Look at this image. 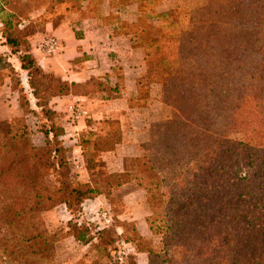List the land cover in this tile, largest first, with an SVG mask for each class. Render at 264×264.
Segmentation results:
<instances>
[{"label": "trees", "instance_id": "1", "mask_svg": "<svg viewBox=\"0 0 264 264\" xmlns=\"http://www.w3.org/2000/svg\"><path fill=\"white\" fill-rule=\"evenodd\" d=\"M154 1L138 0L139 8ZM168 9L157 16L185 26L166 37L161 59L178 71L158 73L153 86L138 89L140 97L166 105V118L152 125L139 154L123 156L121 170L103 169L121 141L115 126L90 133L93 151L103 158H87L89 177L81 183L64 171L67 148L61 143L34 145L23 117L0 127V264H58V235L43 213L61 203L73 212L65 234L82 243L97 240L98 258L74 264H123L114 229L99 228L82 212V202L98 196L148 264H264V0H211L181 16ZM3 23L4 43L17 54L30 91L26 95L12 66L10 89L19 93L25 113L34 103L50 118L56 141L58 112L49 100L117 88L96 76L77 82L44 70L26 32ZM129 181L150 209L144 220L155 242L135 221L117 216L113 191Z\"/></svg>", "mask_w": 264, "mask_h": 264}, {"label": "rangeland", "instance_id": "2", "mask_svg": "<svg viewBox=\"0 0 264 264\" xmlns=\"http://www.w3.org/2000/svg\"><path fill=\"white\" fill-rule=\"evenodd\" d=\"M209 1L211 0H174L172 4H169V6H171L169 9L175 8L176 12H173V15L180 14L179 16H181L184 13H188L189 10H193ZM79 4L78 0H0V55L3 58L0 63L1 72L3 74V84L0 86V127L7 129L13 125L14 118L23 117L29 128L30 137L34 145L37 147L45 146L50 149L55 147L57 142L61 143L62 146L67 148L64 171L67 172L72 183H81L88 180L89 173L86 164L87 158L90 155L96 159L103 158L100 157L99 151H93L91 147L93 137L90 134L92 132L98 134L103 133L102 124H100V127H102L100 131L91 130L89 128L85 129L82 123L76 127L80 119L84 121L91 119L88 117V106L80 101H72L66 105L64 110H57L53 108L52 104L53 98L57 97L55 96L51 101L49 100V107L51 106V108L58 112L57 117L54 119L55 125L60 129V134L56 141V139L53 138L52 131H50V126L52 124L50 118H47L39 107H36L34 103H32L30 108L34 111H27V113H25V110L20 106L18 100L19 93L10 89L12 81L9 67L12 66L20 76L21 84L26 95H28L30 91L27 83V74L25 70L21 69L17 54L12 53L8 45L4 43L2 31L5 30L3 22L7 20L11 23L10 28L24 30L31 45L33 43V45L39 47L43 38L52 34L49 28L50 21L55 22L60 20L66 12L78 7ZM142 9L149 12L153 11L152 5L150 4ZM161 20H163V18H161ZM169 21L170 19L165 20L163 23L160 22L162 23L161 31H158L155 26H152L153 28L149 29L151 33L146 36V43L149 45L147 62L149 63L150 76H148L152 78L153 81L158 73L171 74L178 71L176 65L163 62L161 56L164 54V42L166 37L168 35L174 36L178 34L181 27L185 26V22L180 23L179 21H175L170 23ZM145 88L147 87L142 86L141 89ZM69 104H80L84 106L88 111L87 115L79 120H72L67 110ZM102 120L103 119L100 118L95 121L103 123L108 121L109 129L113 126L119 128V130H121L122 139V128L118 120H107V118H104V121ZM235 136L240 137L239 134ZM140 152L141 150H139L137 154ZM123 159L121 163L119 162V164L116 165H109L108 162H105V167L103 169L118 171L119 169H117V167L120 166L121 170L123 167ZM113 193L118 200L116 203L118 218L135 221L139 233L144 237L153 239L155 242L156 239L149 231L144 220L145 215L149 213L150 209L135 183L133 181L124 183L114 189ZM81 208L85 218L93 221L99 228L109 227L114 229L116 232L115 237L117 238L118 260L120 263L148 264L147 254L136 250L133 241L124 240L122 228L116 226L112 209L104 197L98 196L93 199H85L81 204ZM43 217L50 231L57 232L58 235V240L55 244V256L58 264H74L79 259L90 262L98 258L99 254L94 248L97 242L96 239L88 243H82L76 241L71 235L65 234L66 230H68L67 222L73 217V212L69 211L65 204L61 203L46 210L43 213ZM108 218L109 220L106 221Z\"/></svg>", "mask_w": 264, "mask_h": 264}, {"label": "crops", "instance_id": "3", "mask_svg": "<svg viewBox=\"0 0 264 264\" xmlns=\"http://www.w3.org/2000/svg\"><path fill=\"white\" fill-rule=\"evenodd\" d=\"M171 1L156 0L150 4L153 11L143 14L138 0H78L79 6L57 23L50 21V33L63 44L59 53L47 55L32 43V52L45 70L69 81L96 76L117 86L94 96L66 94L52 100L57 110H64L72 101L88 106L92 120L80 119L76 127L81 123L85 129L100 131L103 127L104 133L109 129L108 121L95 120L119 121L122 139L107 160L109 165L121 163L125 155L137 154L140 144L151 137L152 125L166 118V105L149 95L140 98L138 89L155 84L147 69L146 43L153 27L147 28L144 23L162 25L164 21L157 13L167 10Z\"/></svg>", "mask_w": 264, "mask_h": 264}, {"label": "built area", "instance_id": "4", "mask_svg": "<svg viewBox=\"0 0 264 264\" xmlns=\"http://www.w3.org/2000/svg\"><path fill=\"white\" fill-rule=\"evenodd\" d=\"M39 48L47 55H54L61 51L62 43L56 35L50 34L43 38L42 42L39 44ZM67 110L69 111L72 120H79L80 118L85 117L88 113L87 109L80 104H69ZM108 220L109 218L106 219V221Z\"/></svg>", "mask_w": 264, "mask_h": 264}]
</instances>
